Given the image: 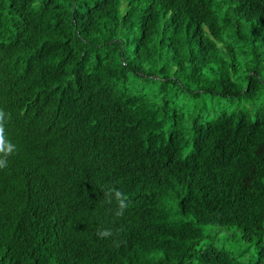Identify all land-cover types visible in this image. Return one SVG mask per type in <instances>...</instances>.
Wrapping results in <instances>:
<instances>
[{
    "label": "trees",
    "instance_id": "trees-1",
    "mask_svg": "<svg viewBox=\"0 0 264 264\" xmlns=\"http://www.w3.org/2000/svg\"><path fill=\"white\" fill-rule=\"evenodd\" d=\"M0 109V264H264V0H0Z\"/></svg>",
    "mask_w": 264,
    "mask_h": 264
},
{
    "label": "clouds",
    "instance_id": "clouds-1",
    "mask_svg": "<svg viewBox=\"0 0 264 264\" xmlns=\"http://www.w3.org/2000/svg\"><path fill=\"white\" fill-rule=\"evenodd\" d=\"M5 122L6 113L3 109H0V169L6 168L8 166L7 157L14 154L16 151V145L6 138ZM105 196L108 203L112 202L114 196L117 202L115 216H122L130 203L128 196L125 193L114 189H109L107 192H105ZM97 235L101 239H105L111 237L113 235V231L107 228L99 229L97 231Z\"/></svg>",
    "mask_w": 264,
    "mask_h": 264
},
{
    "label": "rangeland",
    "instance_id": "rangeland-1",
    "mask_svg": "<svg viewBox=\"0 0 264 264\" xmlns=\"http://www.w3.org/2000/svg\"><path fill=\"white\" fill-rule=\"evenodd\" d=\"M234 230H235V228H230L228 231L222 230V231L217 232L218 231L217 228L209 227L206 229V233L208 236H211V237L206 239L205 241L209 242L211 244L219 245L222 242H224L227 237L230 240L235 238V239H237L238 243L243 244L244 249H250V247H251L250 244L246 243L245 240L240 239V237H242L240 232H234Z\"/></svg>",
    "mask_w": 264,
    "mask_h": 264
}]
</instances>
